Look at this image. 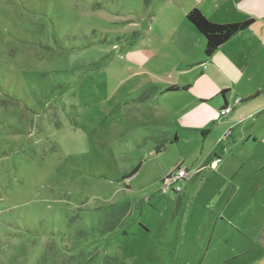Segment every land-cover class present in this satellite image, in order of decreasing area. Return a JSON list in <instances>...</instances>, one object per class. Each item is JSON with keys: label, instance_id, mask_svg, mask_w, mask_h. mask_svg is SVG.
Listing matches in <instances>:
<instances>
[{"label": "rangeland", "instance_id": "rangeland-1", "mask_svg": "<svg viewBox=\"0 0 264 264\" xmlns=\"http://www.w3.org/2000/svg\"><path fill=\"white\" fill-rule=\"evenodd\" d=\"M175 3L0 0V264H264L253 145L230 178L194 177L232 142L227 116L170 143L136 102L153 66L137 75L128 55ZM257 135L258 156L264 122ZM180 163L192 173L176 191L164 180Z\"/></svg>", "mask_w": 264, "mask_h": 264}, {"label": "crops", "instance_id": "crops-1", "mask_svg": "<svg viewBox=\"0 0 264 264\" xmlns=\"http://www.w3.org/2000/svg\"><path fill=\"white\" fill-rule=\"evenodd\" d=\"M174 2V9L169 11L166 19L169 24L160 27L159 37L147 35L141 43L143 48H133L128 55V68L137 75L141 72L146 74L147 67L153 66L154 73L150 76L145 96L136 102L154 108L151 119L166 123L160 132L170 143L179 141L181 131L182 136L200 133L205 137L220 118L227 116L222 122V132L225 134L230 129L232 142H228V149L223 147L215 153L212 160L221 155L222 161L216 167H211L212 163H203L200 169L194 170V177L203 172L206 175L215 172L213 176L228 179L238 170L240 172L241 167L235 166L237 157L234 151L243 142L253 145L255 152L250 154L253 158L251 164L248 158L243 159L242 164H250L252 172L264 170V151L257 156L256 146L259 142L257 131L261 130V122H264V0ZM195 7L215 23L247 20H253V23L207 56L204 37L187 19V13ZM155 58L159 59L158 63H154ZM174 86L179 89L171 90ZM236 97H241L242 102L234 106L230 114L221 116V110L232 105ZM205 130L208 131L204 133ZM261 175L251 177L247 185L262 186L264 174ZM247 185L240 179L231 200L234 201L239 192L245 193ZM259 225L263 228L255 236L262 239L259 243L263 250L257 249V253L264 260V224L260 222Z\"/></svg>", "mask_w": 264, "mask_h": 264}, {"label": "trees", "instance_id": "trees-1", "mask_svg": "<svg viewBox=\"0 0 264 264\" xmlns=\"http://www.w3.org/2000/svg\"><path fill=\"white\" fill-rule=\"evenodd\" d=\"M187 19L204 37L205 53L207 56H211L230 38L247 29L253 23V20L226 24L215 23L210 21L198 7L191 9L187 13ZM170 89L176 90L179 89V87L174 86ZM207 131L208 130H205L204 133Z\"/></svg>", "mask_w": 264, "mask_h": 264}, {"label": "built area", "instance_id": "built-area-1", "mask_svg": "<svg viewBox=\"0 0 264 264\" xmlns=\"http://www.w3.org/2000/svg\"><path fill=\"white\" fill-rule=\"evenodd\" d=\"M242 102L241 97H236L234 99V103L232 105H227L221 110V115L225 116L230 114L233 111L234 106L240 104ZM227 150L224 149V152ZM222 161L221 155L216 156L214 161L211 164V167H216V165ZM194 172V171H193ZM192 173V169L186 165L185 163H180L178 166L170 173L168 178L165 180L166 183H171V184H177L175 187L176 191H179L182 189L181 185L179 184L181 180H186L190 177Z\"/></svg>", "mask_w": 264, "mask_h": 264}]
</instances>
